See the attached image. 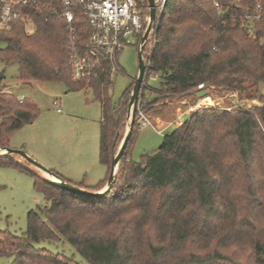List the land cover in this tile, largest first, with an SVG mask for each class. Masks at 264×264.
<instances>
[{"label":"trees","instance_id":"16d2710c","mask_svg":"<svg viewBox=\"0 0 264 264\" xmlns=\"http://www.w3.org/2000/svg\"><path fill=\"white\" fill-rule=\"evenodd\" d=\"M66 9L74 12L72 36L83 49L93 32L83 6L57 1L48 9L23 8L31 32L22 19L0 29V61L17 62L24 82L63 81L72 90L93 91L102 110L100 161L108 170L95 187L101 189L125 135L132 86L114 102L107 64L73 79L69 24L60 16ZM149 62L140 96L145 112L160 114L185 96L195 103L202 83L256 99L253 87L264 81V0H167ZM151 76L158 87L148 83ZM259 100L262 105L233 110H195L138 161L130 156L136 122L117 179L101 198L73 194L0 157V166L30 173L48 201L28 212L22 235L0 229V257L9 264H79L35 246L59 233L90 264H264V94ZM38 113L28 97L20 102L0 93V148Z\"/></svg>","mask_w":264,"mask_h":264},{"label":"rangeland","instance_id":"374dc122","mask_svg":"<svg viewBox=\"0 0 264 264\" xmlns=\"http://www.w3.org/2000/svg\"><path fill=\"white\" fill-rule=\"evenodd\" d=\"M28 21L30 23L26 27L31 32L34 30V25L30 19ZM248 25L250 31H253L252 24L249 23ZM137 45L138 40L132 38L131 44L124 47L118 54V60L123 70L113 75L111 94L114 102L120 99L128 87L134 85L138 71ZM154 45V38L146 43L145 57L148 56ZM0 79L9 92L15 95H26L39 110L38 116L32 123L24 125L10 136V147L24 149L37 161L72 184L89 190L94 189L107 178V167L100 161L101 103L95 100L91 89L72 90L63 81L32 80L24 82L19 79L17 62L6 65L0 61ZM148 83L153 87H158L159 79L156 76H151ZM204 90H209L208 95L200 97L198 101L196 99L197 108L195 109L214 107L233 110L237 107V102L241 101H253L257 104L256 106L262 105L259 95L264 94V81L253 87V90H257L258 93L257 98L253 100L240 99L237 91L216 90L212 86L204 88ZM146 93L151 98L157 96L154 91H146ZM207 97L211 100L202 103V100ZM183 99L192 103L191 97L186 96L177 98L175 101ZM55 101L57 103H54ZM138 107L150 118L153 124L156 122L152 118L153 116L163 115L170 120L173 118L171 115L173 106H167L168 108H164L160 114H154L145 112L139 99ZM58 108L61 110L58 111ZM137 122L139 128L130 146V156L136 161L140 159L142 154L157 150L163 141V137L173 131L177 124L172 121V123L160 128L161 132L158 133L155 127L143 126L139 124L138 120ZM177 125L180 126V124ZM126 129L127 122L125 131ZM18 157L21 164L39 174V171L22 157L17 156L16 159ZM47 204L48 201L44 192L35 188L34 179L30 173L14 166H0V229L22 235L27 229L28 212L32 209L43 208ZM35 246L67 256L79 264H90L59 233L57 239L40 241ZM190 247L194 248L191 242L187 243V248ZM10 261L11 259L8 257H0V264H9Z\"/></svg>","mask_w":264,"mask_h":264},{"label":"built area","instance_id":"2783aa9c","mask_svg":"<svg viewBox=\"0 0 264 264\" xmlns=\"http://www.w3.org/2000/svg\"><path fill=\"white\" fill-rule=\"evenodd\" d=\"M61 2L65 7L72 3L83 6V12L93 32L85 43V47L80 48L74 40L72 33V22L74 12L66 9L60 12V16L69 24V64L74 80L84 78L92 70L107 64L111 79L116 72L122 71L118 60L119 52L131 44V39H137L138 45L149 23V3L147 0H0V29L8 28L14 19H22L30 23L28 16L23 12V8L36 5L42 9L51 8L54 2ZM167 0H155L157 8V23L155 29L149 36L148 41L155 39V33L163 13ZM218 5V3H216ZM32 23V22H31ZM147 41V42H148ZM153 48L145 57L150 65L149 59ZM200 89L205 85L199 84ZM8 91L0 86V93ZM20 102L25 96L16 95ZM54 103H57L56 101ZM61 109L58 108V111ZM138 121L140 125L154 126L149 117L138 107ZM158 132L161 130L158 128Z\"/></svg>","mask_w":264,"mask_h":264},{"label":"water","instance_id":"95a60500","mask_svg":"<svg viewBox=\"0 0 264 264\" xmlns=\"http://www.w3.org/2000/svg\"><path fill=\"white\" fill-rule=\"evenodd\" d=\"M149 3V23L144 34L141 37L139 46H138V71L135 77L134 85L132 88L130 101H129V110L127 116V129L125 131L124 138L120 143L119 147L114 150L113 157H112V165L110 175L107 179L106 184L100 190H89L78 185L72 184L61 175L55 173L39 161H37L34 157H32L27 151L24 149H18L13 147H1L0 148V157H9L12 159H16L17 156L22 157L26 162L35 166L36 168L40 169L41 171L47 173L50 177L45 178L50 183L54 184L55 186L69 191L76 195H81L89 198H101L107 192L111 190L113 187L116 179L117 173L120 165V161L124 155L125 149L128 145V142L132 136V130L134 124L137 122L138 118L136 116L138 102L141 96V91L143 87V83L146 80V75L148 71V63L144 56L145 46L149 39L150 34L155 29L157 23V8L155 0H147ZM209 90H201L199 92V97H205L208 95ZM243 104H248L249 106H256L257 104L253 101H241L237 102V106H241ZM19 161L18 159H16Z\"/></svg>","mask_w":264,"mask_h":264},{"label":"crops","instance_id":"0c3cea01","mask_svg":"<svg viewBox=\"0 0 264 264\" xmlns=\"http://www.w3.org/2000/svg\"><path fill=\"white\" fill-rule=\"evenodd\" d=\"M123 69V68H122ZM200 92V91H199ZM199 92L196 93V99L197 101L199 100ZM24 95V94H23ZM25 97H27L26 95H24ZM176 100V99H175ZM174 100V101H175ZM178 103V104H177ZM173 106V112H172V116L173 118L170 119H166L165 116L160 115V116H153L152 118L156 120V124L154 123V126L156 131L158 132V128H163V126L172 123V121H175L177 124H183V122L188 119L191 114L197 110L195 108L196 107V102L195 103H190L189 101H187L186 99L180 100V101H175L173 104H168V107H172ZM167 107V106H166ZM165 107V108H166ZM167 107V108H168ZM170 117V116H169ZM175 118V119H174ZM174 119V120H173ZM179 120V121H178ZM176 124V126H178ZM159 133V132H158ZM158 149V148H157ZM18 160L19 157H18ZM97 191L98 189H92Z\"/></svg>","mask_w":264,"mask_h":264},{"label":"bare ground","instance_id":"6f19581e","mask_svg":"<svg viewBox=\"0 0 264 264\" xmlns=\"http://www.w3.org/2000/svg\"><path fill=\"white\" fill-rule=\"evenodd\" d=\"M210 100H211V99L207 97V98H205V99L202 100V103H206V102H208V101H210ZM32 167L36 168V167L33 166V165H32ZM36 170L39 171V174H40V175H42V176L46 175V176L50 177L47 173L41 171L40 169L36 168ZM46 178H47V177H46Z\"/></svg>","mask_w":264,"mask_h":264}]
</instances>
